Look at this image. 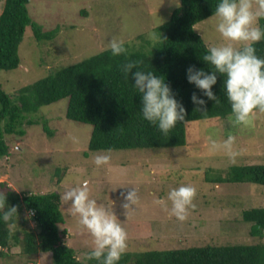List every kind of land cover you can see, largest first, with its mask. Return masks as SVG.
Listing matches in <instances>:
<instances>
[{
	"label": "rangeland",
	"instance_id": "rangeland-1",
	"mask_svg": "<svg viewBox=\"0 0 264 264\" xmlns=\"http://www.w3.org/2000/svg\"><path fill=\"white\" fill-rule=\"evenodd\" d=\"M180 5L181 0H177ZM4 0H0V13ZM29 13L44 30L57 28L52 40L38 41L28 26L19 47L18 68L0 71L3 88L13 96L24 86L55 70L80 62L108 48L110 40L122 39L134 49H150L157 27L167 22L178 7L173 0H32ZM212 15L195 25L208 46L224 43L216 31ZM260 25V21H259ZM68 98L40 108L33 117L38 123L25 125L26 134L7 135L8 156H0V181L14 190L60 195L68 188L88 182L91 197L112 210L128 234L127 251L171 249L203 244L256 243L251 225L242 220L243 210L264 207V185L250 182H216L233 165L264 163V113H257L254 127L234 126L227 117L189 121L187 142L167 148L90 150L92 125L66 117ZM53 133L45 130L44 123ZM235 137L233 162L223 148L213 149L212 141L222 144ZM96 155H109L110 164L97 168ZM59 168H63L58 183ZM212 179V180H211ZM196 188V207L181 222L170 216L164 206L173 188ZM138 189L139 204L124 215L121 193ZM115 188V189H113ZM62 202L66 229L65 241L75 249L83 264L92 250V237ZM18 217L13 232L36 228L25 213ZM0 264H54L51 252L28 255L22 244L6 250Z\"/></svg>",
	"mask_w": 264,
	"mask_h": 264
},
{
	"label": "trees",
	"instance_id": "trees-1",
	"mask_svg": "<svg viewBox=\"0 0 264 264\" xmlns=\"http://www.w3.org/2000/svg\"><path fill=\"white\" fill-rule=\"evenodd\" d=\"M32 0H4L0 13V71L18 68L21 62L19 47L26 29L31 26L38 41L54 39L58 29L44 30L33 21L29 7ZM221 0H181L169 20L157 27L160 40L148 50L131 48L125 43L127 54L113 56L110 49L90 56L80 62L55 70L31 84L9 94L0 82V156H8L10 144L7 135L24 136L25 125L38 123L33 119L45 105L68 98L66 117L89 123L92 133L89 149L119 150L135 148H167L183 146L187 142L189 121L227 117L232 114L227 99L225 79L217 73L213 92L220 103L208 99L203 92L187 79V69L195 66L211 74L212 68L202 58L207 54L208 44L196 30L195 25L215 14ZM194 25V27H193ZM264 29V18L260 19ZM256 54L264 58V40L254 44ZM129 61H141V70L151 71L165 80L174 98L186 109L185 121L164 135L158 126L143 118L142 94L134 86L133 68L127 76L122 65ZM195 93L206 101L198 105L192 101ZM47 121L45 130L50 134ZM60 172L58 183L61 181ZM212 180V179H211ZM216 182H250L264 185V163L233 165L225 176L214 177ZM0 192L6 195L8 207L17 206L18 214L10 223L16 224L18 217L35 222L36 228L22 227L9 231L0 213V257L6 250L22 244L25 254L51 252L54 264H83L76 251L65 241L66 229L61 209L59 192L20 193L0 181ZM33 211V214L30 213ZM242 220L251 225L253 237H264V207L243 210ZM87 264H100L88 259ZM117 264H264V242L223 243L192 245L171 249L128 251Z\"/></svg>",
	"mask_w": 264,
	"mask_h": 264
},
{
	"label": "clouds",
	"instance_id": "clouds-1",
	"mask_svg": "<svg viewBox=\"0 0 264 264\" xmlns=\"http://www.w3.org/2000/svg\"><path fill=\"white\" fill-rule=\"evenodd\" d=\"M173 2L179 6L177 0ZM217 22L216 31L220 34L224 43L217 46H208L207 54L203 60L212 68L211 74L203 69L196 70L195 66L187 69V79L196 85L204 96L219 104L220 100L213 92V85L217 83V73L226 77L225 88L227 99L230 102L232 114L229 120L234 126L245 128L254 127L257 113H264V58L256 54L254 44L264 40V29L259 25L264 18V0H221L215 10ZM194 27V25H193ZM195 28V27H194ZM153 41H159L160 37L155 33L150 35ZM113 56L127 54L125 42L113 37L108 45ZM141 61H129L122 65V72L127 76L132 69H138L133 73L137 91L142 94L143 118L168 135L177 123L185 121L186 109L178 102L168 84L161 77H157L151 71L141 70ZM192 101L198 105L206 104V101L192 95ZM235 137L229 136L222 144L212 141V148H223L229 158L235 162L239 155L233 150ZM109 155H96L94 164L97 168L110 164ZM115 189V188H113ZM124 199L122 208L128 218L131 210L139 204L138 189L121 193ZM197 190L191 185H181L173 188L167 195V201L171 202L169 209L163 200L155 203L164 206V210L170 216H175L183 222L188 219L190 210L196 207L194 200ZM61 200L68 204L69 212L78 218V224L92 237V250L88 253V259H95L100 264H117L128 248V234L123 224L112 210L113 204L107 207L91 197L88 182L66 189L61 194ZM0 213L3 221L8 225L9 231L15 228L13 218L17 216V206L8 207L6 195L0 192Z\"/></svg>",
	"mask_w": 264,
	"mask_h": 264
},
{
	"label": "built area",
	"instance_id": "built-area-1",
	"mask_svg": "<svg viewBox=\"0 0 264 264\" xmlns=\"http://www.w3.org/2000/svg\"><path fill=\"white\" fill-rule=\"evenodd\" d=\"M31 214H33V211H30Z\"/></svg>",
	"mask_w": 264,
	"mask_h": 264
}]
</instances>
